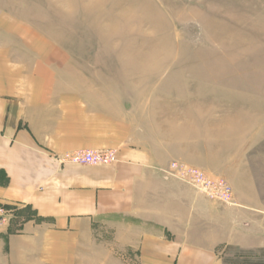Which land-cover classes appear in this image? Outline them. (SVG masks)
<instances>
[{"label": "crops", "instance_id": "1", "mask_svg": "<svg viewBox=\"0 0 264 264\" xmlns=\"http://www.w3.org/2000/svg\"><path fill=\"white\" fill-rule=\"evenodd\" d=\"M4 20L0 12V203L16 214L0 230V264H84L73 251L106 248L107 264H225L228 247L264 250V165L241 123L197 131L177 105L125 104L73 81L67 66H22ZM82 149L114 150L117 161L60 160ZM172 162L223 178L234 204L169 175ZM103 222L107 243L95 239Z\"/></svg>", "mask_w": 264, "mask_h": 264}, {"label": "rangeland", "instance_id": "2", "mask_svg": "<svg viewBox=\"0 0 264 264\" xmlns=\"http://www.w3.org/2000/svg\"><path fill=\"white\" fill-rule=\"evenodd\" d=\"M0 12L22 66H67L73 81L125 104L177 105L197 131L239 122L263 169L264 0H0ZM98 230L107 243V223ZM73 252L84 264L109 257L107 248ZM222 257L264 264V250L228 247Z\"/></svg>", "mask_w": 264, "mask_h": 264}, {"label": "built area", "instance_id": "3", "mask_svg": "<svg viewBox=\"0 0 264 264\" xmlns=\"http://www.w3.org/2000/svg\"><path fill=\"white\" fill-rule=\"evenodd\" d=\"M61 161L88 165H110L117 161V155L111 149H82L66 153ZM167 173L181 182L193 187L211 201L223 205L233 204V193L229 184L221 177L178 162L170 164ZM16 208L0 203V230L10 224L15 217Z\"/></svg>", "mask_w": 264, "mask_h": 264}]
</instances>
